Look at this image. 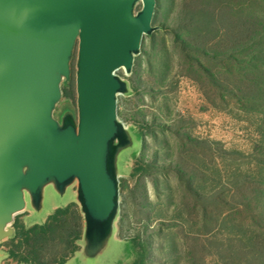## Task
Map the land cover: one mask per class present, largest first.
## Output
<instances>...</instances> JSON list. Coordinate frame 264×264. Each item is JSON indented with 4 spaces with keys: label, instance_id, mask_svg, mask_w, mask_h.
<instances>
[{
    "label": "rangeland",
    "instance_id": "374dc122",
    "mask_svg": "<svg viewBox=\"0 0 264 264\" xmlns=\"http://www.w3.org/2000/svg\"><path fill=\"white\" fill-rule=\"evenodd\" d=\"M152 26L131 74L118 72L131 94L118 97L117 116L136 147L120 158V241L102 264L137 261L134 238L146 245L145 264H264V0H155ZM62 90L58 110L76 112L75 57ZM137 161L148 171L132 177ZM72 196L47 191L40 216L14 219L17 234L69 208L40 251L43 264H80L71 259L83 231ZM71 232L80 233L74 247ZM16 234L0 244V264H25L29 247L17 249Z\"/></svg>",
    "mask_w": 264,
    "mask_h": 264
},
{
    "label": "water",
    "instance_id": "95a60500",
    "mask_svg": "<svg viewBox=\"0 0 264 264\" xmlns=\"http://www.w3.org/2000/svg\"><path fill=\"white\" fill-rule=\"evenodd\" d=\"M141 8L136 11L137 6ZM155 0H0V244L16 216L70 191L82 215L80 264L117 244L119 168L132 129L117 116L152 26ZM75 57L76 112L58 110ZM6 253L0 251V262Z\"/></svg>",
    "mask_w": 264,
    "mask_h": 264
},
{
    "label": "trees",
    "instance_id": "16d2710c",
    "mask_svg": "<svg viewBox=\"0 0 264 264\" xmlns=\"http://www.w3.org/2000/svg\"><path fill=\"white\" fill-rule=\"evenodd\" d=\"M223 9L221 6L217 7L216 9L214 8L212 12V17L214 19V26L215 27H220L223 24L222 23V18L223 14L220 13V10ZM220 23V24H219ZM219 24V25H218ZM245 27V26H243ZM248 30V28H244ZM226 33L225 30H222V33ZM224 34L221 36L223 37ZM148 169L146 168L145 165L139 163V161L136 162V164L133 167V173L131 174L132 177H134L136 174H147ZM121 187V186H120ZM70 213V210L68 207L64 209H58L54 212L53 215H51L46 223L43 226H34L30 229H23L20 233L16 234V238L20 240L18 245L16 246L17 249H20L21 246L26 245L29 247V250L27 254L18 260V263H25V264H43L39 260L41 254L40 251L42 250V247L48 243V241L51 239L53 235H55L58 231H62V218L67 216ZM74 216L76 215L74 212L72 213ZM66 241L67 243L71 246H75V241L79 238L80 233L76 232H71L66 234ZM15 238V239H16ZM133 244H134V249L139 251L140 253V258L137 261H134L132 264H145V254H146V245L143 243H140L138 238L130 239ZM72 252L74 250L72 249ZM10 257H16V252L15 251H10L9 252ZM67 258H63L59 261L58 264H65V261Z\"/></svg>",
    "mask_w": 264,
    "mask_h": 264
},
{
    "label": "bare ground",
    "instance_id": "6f19581e",
    "mask_svg": "<svg viewBox=\"0 0 264 264\" xmlns=\"http://www.w3.org/2000/svg\"><path fill=\"white\" fill-rule=\"evenodd\" d=\"M121 71V70H120Z\"/></svg>",
    "mask_w": 264,
    "mask_h": 264
}]
</instances>
